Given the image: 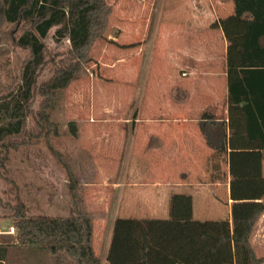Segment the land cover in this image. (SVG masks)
<instances>
[{
  "label": "rangeland",
  "instance_id": "obj_1",
  "mask_svg": "<svg viewBox=\"0 0 264 264\" xmlns=\"http://www.w3.org/2000/svg\"><path fill=\"white\" fill-rule=\"evenodd\" d=\"M106 1L105 40L95 42L78 78L56 90L57 154L43 144L11 150L0 168V225H12L18 201L28 217H66L65 163L79 179L101 264H248L241 245L216 242L238 239L264 203V160L247 151L254 144L238 132L239 112L224 107L216 60L227 45L230 63L232 33L244 22L228 0ZM52 33L50 58L68 50ZM25 55L0 37L1 92ZM204 57L207 66L198 63ZM188 62L197 70L184 69ZM50 74L48 66L39 82ZM0 243L8 245L4 264H49L40 246L19 245L15 236ZM249 243L264 257V212Z\"/></svg>",
  "mask_w": 264,
  "mask_h": 264
},
{
  "label": "trees",
  "instance_id": "obj_2",
  "mask_svg": "<svg viewBox=\"0 0 264 264\" xmlns=\"http://www.w3.org/2000/svg\"><path fill=\"white\" fill-rule=\"evenodd\" d=\"M228 2L235 18L245 24L237 45L240 69L228 83V103L243 116L245 139L259 142L264 160V103L256 101L264 96V87L252 86L247 77L264 75V0ZM111 11L106 0H0V37L26 53L12 87L0 91V168L11 150L43 144L52 155L57 154L52 146V139L58 135V124L52 118L60 100L57 92L67 88L91 63V49L95 42L105 40ZM51 30L53 42L68 44L63 55L52 58L45 43ZM48 66L50 77L40 83ZM67 127L75 137V123L68 122ZM62 165L70 203L68 215L28 217L26 205L18 201L10 215L15 240L22 246H40L49 264H101L92 248V219L82 204L79 179L65 163ZM263 212L264 203L243 221L244 230L238 239L217 238L216 242H236L237 248L241 245L245 249L248 264H263L264 257H256L249 243ZM7 248L0 243V264L6 261Z\"/></svg>",
  "mask_w": 264,
  "mask_h": 264
},
{
  "label": "crops",
  "instance_id": "obj_3",
  "mask_svg": "<svg viewBox=\"0 0 264 264\" xmlns=\"http://www.w3.org/2000/svg\"><path fill=\"white\" fill-rule=\"evenodd\" d=\"M243 32H244V30L243 31H237V32H235V34L232 33V36H231L232 39H233V37H236L237 38V42L234 43L233 46L229 48L230 51L232 50V54L230 55V63L228 62L229 59H228V46L227 45L223 49V52H221V54L216 57V60L218 61L217 66L220 67L219 77H220V80H221V83H222L221 85H222V88H223V100L225 102L224 107L226 109L228 108L227 107L228 106V95H227L228 83L234 79L236 71H238L240 69V65H239V57L240 56H239V52L237 50V45L242 41ZM204 58L206 59V61H202V59H199L198 63L205 62L206 63L205 66H207L208 62H210V61H207L206 57H204ZM189 64L190 63L188 62L186 64L187 66L184 65L183 68L191 71V69H194L195 66L192 68L191 64L190 65ZM195 70H197V69L195 68L194 71ZM260 72H263V71H260ZM247 77L251 80V85L252 86H256L257 85L259 87H264V75H260V74H253L252 75V74H250V75H247ZM175 93H176V91H175ZM184 98H186V95H185ZM256 101L258 103H264V96L258 98ZM262 105H264V104H262ZM237 113H238V111H237ZM235 117L237 118L236 123L239 124V126H238L239 130L236 129L237 127H234V135H230V137L233 140L237 141L238 139H237V135H236L237 134L236 130H238V132L242 133L241 135L245 139V125L244 124L242 125V122H241L243 120V123H244L243 116L239 113V115L234 116V118ZM224 121H227V119H224ZM234 126H235V123H234ZM249 143H253L254 146L251 149H248L247 151H250V152H253V153H260V144H259V142H249ZM236 150H241L242 151L243 149H236ZM227 151H231V149L227 148ZM260 222H262V219H261ZM259 244H262V243L259 242Z\"/></svg>",
  "mask_w": 264,
  "mask_h": 264
},
{
  "label": "built area",
  "instance_id": "obj_4",
  "mask_svg": "<svg viewBox=\"0 0 264 264\" xmlns=\"http://www.w3.org/2000/svg\"><path fill=\"white\" fill-rule=\"evenodd\" d=\"M15 235V229L12 225H8L6 227H3L0 225V242L2 238L8 237V236H14Z\"/></svg>",
  "mask_w": 264,
  "mask_h": 264
}]
</instances>
